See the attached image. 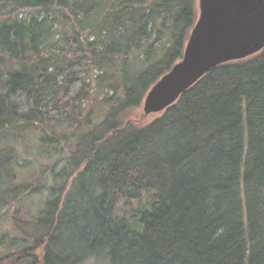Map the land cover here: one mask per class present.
<instances>
[{
  "label": "trees",
  "instance_id": "16d2710c",
  "mask_svg": "<svg viewBox=\"0 0 264 264\" xmlns=\"http://www.w3.org/2000/svg\"><path fill=\"white\" fill-rule=\"evenodd\" d=\"M197 7L0 0V264H264V48L129 116ZM28 128L36 170L19 161Z\"/></svg>",
  "mask_w": 264,
  "mask_h": 264
},
{
  "label": "water",
  "instance_id": "95a60500",
  "mask_svg": "<svg viewBox=\"0 0 264 264\" xmlns=\"http://www.w3.org/2000/svg\"><path fill=\"white\" fill-rule=\"evenodd\" d=\"M198 17L180 60L155 81L142 101L145 114L173 104L210 68L264 48V0H197Z\"/></svg>",
  "mask_w": 264,
  "mask_h": 264
},
{
  "label": "rangeland",
  "instance_id": "374dc122",
  "mask_svg": "<svg viewBox=\"0 0 264 264\" xmlns=\"http://www.w3.org/2000/svg\"><path fill=\"white\" fill-rule=\"evenodd\" d=\"M198 9V7H197ZM160 112H153V113H149V114H145L143 109H142V104L137 107V108H133L129 111V116H131L132 118L138 120L141 123H146L150 120H152L153 118H155L157 115H159ZM23 130V129H21ZM28 140L26 141V143H22L21 141H19L20 143L19 145V150L21 152V154L23 155H19V161L21 163H23V160L25 159L27 161L28 167H26V170H36V168H38L39 164L41 161H43V157H40L37 154V150L35 148L34 144L38 143V134L39 132H36L35 134L33 133L31 128H28ZM33 144V145H32ZM24 152V153H23ZM17 170L20 172V169L17 168ZM26 170H24V172L26 173ZM21 172V173H22ZM23 174V173H22ZM46 195V192L41 193V194H30L27 195L26 197H24L20 204L23 205V207L28 210L31 213H34L37 208L39 207L40 203H41V199ZM148 195L143 194L142 195V199H141V203L145 204L146 201L148 200ZM0 228L3 229V219L1 221V225ZM85 264H95L92 262H87ZM100 264V263H99Z\"/></svg>",
  "mask_w": 264,
  "mask_h": 264
},
{
  "label": "bare ground",
  "instance_id": "6f19581e",
  "mask_svg": "<svg viewBox=\"0 0 264 264\" xmlns=\"http://www.w3.org/2000/svg\"><path fill=\"white\" fill-rule=\"evenodd\" d=\"M47 109V108H46Z\"/></svg>",
  "mask_w": 264,
  "mask_h": 264
}]
</instances>
